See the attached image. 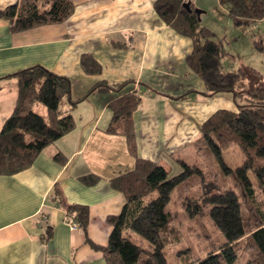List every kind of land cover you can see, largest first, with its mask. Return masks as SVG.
Masks as SVG:
<instances>
[{
    "label": "trees",
    "instance_id": "obj_1",
    "mask_svg": "<svg viewBox=\"0 0 264 264\" xmlns=\"http://www.w3.org/2000/svg\"><path fill=\"white\" fill-rule=\"evenodd\" d=\"M184 3H189L191 11ZM219 4L237 28L264 17V0H219ZM74 8L72 0H17L0 7V18L8 22L11 33H17L63 23ZM154 8L165 24L191 40L187 65L204 82L203 94L231 93L235 109H218L202 122L199 137L191 143L202 166L177 158L180 170L173 174L137 154L133 114L142 103V93L125 91L130 81H98L84 97L117 94L108 103L111 119L106 132L125 137L135 160L132 171L110 180L125 203L118 215L107 217L111 227L107 242L97 244L88 238V205L67 203L56 184L50 198L65 209L67 222L77 224L106 264H171L176 255H180V264H264V75L246 65L224 69L223 43L210 28L200 25L192 1L155 0ZM253 43L264 48L260 41ZM80 67L87 75H99L102 70L89 53L81 54ZM8 76L16 78L17 97L0 128V175L30 168L45 147L73 130V111L81 100L72 98L66 75L40 64ZM190 92L176 98L183 99ZM37 104L45 108L44 113L35 110ZM233 148L242 156L236 167L223 157ZM55 160L63 163L65 157L57 153ZM81 180L91 186L99 178L87 175ZM191 188L195 192L187 191ZM177 208L187 215L190 230L202 240L203 254L198 258L191 257L187 245L172 247L181 240L173 224ZM52 229L51 225L45 227L43 242L51 239Z\"/></svg>",
    "mask_w": 264,
    "mask_h": 264
},
{
    "label": "crops",
    "instance_id": "obj_2",
    "mask_svg": "<svg viewBox=\"0 0 264 264\" xmlns=\"http://www.w3.org/2000/svg\"><path fill=\"white\" fill-rule=\"evenodd\" d=\"M16 1L0 0V7ZM72 1L71 17L60 24L11 33L0 18V121L17 97L16 78L6 76L36 64L66 75L72 98L81 99L73 111V130L45 147L30 168L0 175V264H106L80 229L71 230L65 209L50 198L56 184L67 203L88 205V238L107 242V217L118 215L125 203L110 180L132 171L135 160L125 137L106 132L108 103L117 94L84 97L96 82L130 81L125 91L142 93L133 114L137 154L171 173L180 170L171 171L180 167L177 158L194 160L184 153L200 135L202 122L218 109H235L226 92L203 94L204 82L187 65L191 40L165 24L155 11V0ZM83 53L100 63L99 75L82 71ZM189 91L187 97L176 98ZM57 153L65 162L55 160ZM87 175L99 180L86 185L81 178ZM47 225L53 233L43 242Z\"/></svg>",
    "mask_w": 264,
    "mask_h": 264
},
{
    "label": "rangeland",
    "instance_id": "obj_3",
    "mask_svg": "<svg viewBox=\"0 0 264 264\" xmlns=\"http://www.w3.org/2000/svg\"><path fill=\"white\" fill-rule=\"evenodd\" d=\"M191 1L196 6L195 9H198L202 12L204 11V14L200 15V25H207L208 28H210L215 33V39L221 40L223 43L224 69L235 70L240 66L246 65L256 68L259 72L264 75V48L259 49L253 43L254 41H260L264 46V17L261 20L254 22V24L252 23L251 25H246L243 28H237L233 25L232 20L230 18L223 15V13L226 14V12H220L221 8L217 0H207L208 2L206 1V3L202 4L200 3V0ZM227 94L231 98H233V102L235 104L233 94ZM35 110L40 113H44L45 108L42 105L37 104ZM4 120L0 121V128ZM185 154H187L189 158L194 157V160H192V162L189 161L188 163L202 166L201 160L195 154L192 146H190V148L186 150L184 155ZM223 157L225 159V162L231 167L239 166L242 162V156L238 148H233L228 151H225L223 153ZM179 168L180 167L173 168L171 171H177ZM249 177L251 178V180H255L251 172H249ZM195 190L196 189L191 188L187 191L195 192ZM174 204L176 206H179V202H176ZM173 224L177 227L181 236L180 242L177 245L172 246L173 249H177L178 245H187L189 250L191 251V257L193 259L200 257L203 254L201 246L202 240L200 239L197 233L190 230L189 218L183 211H181L180 208H177L176 214L173 216ZM77 229L79 228L77 227ZM190 260L192 259L190 258ZM170 263L180 264V255H176V257L171 260Z\"/></svg>",
    "mask_w": 264,
    "mask_h": 264
},
{
    "label": "water",
    "instance_id": "obj_4",
    "mask_svg": "<svg viewBox=\"0 0 264 264\" xmlns=\"http://www.w3.org/2000/svg\"><path fill=\"white\" fill-rule=\"evenodd\" d=\"M184 8L185 9H188V11H191V9H190V6H189V3H184ZM195 12H197V13H201V11L200 10H198V9H195ZM200 19V18H199Z\"/></svg>",
    "mask_w": 264,
    "mask_h": 264
},
{
    "label": "built area",
    "instance_id": "obj_5",
    "mask_svg": "<svg viewBox=\"0 0 264 264\" xmlns=\"http://www.w3.org/2000/svg\"><path fill=\"white\" fill-rule=\"evenodd\" d=\"M71 229L72 230H76L77 229V224L76 223L71 224Z\"/></svg>",
    "mask_w": 264,
    "mask_h": 264
}]
</instances>
